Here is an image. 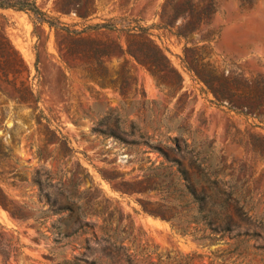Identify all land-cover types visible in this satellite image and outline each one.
Masks as SVG:
<instances>
[{"label":"rangeland","instance_id":"374dc122","mask_svg":"<svg viewBox=\"0 0 264 264\" xmlns=\"http://www.w3.org/2000/svg\"><path fill=\"white\" fill-rule=\"evenodd\" d=\"M24 1L70 33L0 10V37L37 100L25 107L21 87L0 85V190L12 208L0 207V264H264V160L249 147L264 137V103L257 120L233 109L250 107L241 93L264 95V0ZM108 23L117 31L88 30ZM135 27L180 82L163 70L161 85L122 56L137 49ZM117 128L124 143L103 133ZM160 151L191 175L198 166L207 191L214 173L219 188L236 184L247 236H210L172 207L180 184Z\"/></svg>","mask_w":264,"mask_h":264},{"label":"trees","instance_id":"16d2710c","mask_svg":"<svg viewBox=\"0 0 264 264\" xmlns=\"http://www.w3.org/2000/svg\"><path fill=\"white\" fill-rule=\"evenodd\" d=\"M10 9L30 14L38 24H47L50 28L64 31L68 34L70 33L67 28L60 29L57 25L45 21V15L42 14L32 2L24 0H0V10ZM88 30L115 32L117 31V28L116 25L108 23L100 26L96 25L88 27ZM146 31V29H141L140 27H135L134 29L127 31L128 43H135L137 49L136 51H132L128 47L124 53H121L122 56H129L137 65L146 69L153 77H156L161 85L165 84L163 70L168 74L175 76L180 82V76L170 67L164 51L150 39V36L146 34ZM178 37H185V35L178 32ZM23 76L28 77V71L21 57L4 37H0V85H10L13 89L21 87L23 92V97L20 100L21 104L25 107L32 108V106L37 103V100L34 99L29 87L24 83ZM206 88L212 93L216 102L221 103L224 100L223 97L217 96L209 86H206ZM240 95L249 102L250 107H233V109L237 111L236 113L246 118H252L254 120L260 119L261 115H259V113L255 115V112H257L258 109L261 108V104L264 103V95L248 96L244 93H241ZM251 106L254 108L252 109ZM245 110H247L246 113L244 112ZM106 120H109V117H107ZM92 132L96 133L97 131L96 129H92ZM103 133L122 143L125 142V136H127V132L119 128L116 130L107 129V131H104ZM251 137L253 139V143L249 144L251 151L257 160H264V137L256 135H251ZM178 141V138L173 139V147L169 149L170 152H181ZM188 147L187 144H184V152L187 151ZM160 152L167 167L174 169L173 175L176 177L174 182L180 184V197L169 199V204L172 207L175 209H186L185 213L188 215L189 221L195 225L200 224L205 231L209 232L210 236L214 235L223 238L225 236H230L233 232H237L235 238L247 236L246 229L254 222V220H252V217L250 216L251 210H246L243 205L240 206L242 198L237 190L236 184H232V181L230 180L225 182L228 185V191H226L224 187L219 188L220 185H223V180L220 175L214 173V179L208 180L209 191H207L203 189L201 180H198L197 178V175L201 174V169L198 166H195V162L190 164V166H195L198 172L196 176L189 174L183 169L180 160L171 159L166 153H163L162 151ZM193 152L194 150L191 149L186 153L191 155ZM0 207L4 211L11 213L12 208L6 201L1 190ZM230 208L233 209L232 212L237 218L239 224H242L245 227L243 233L239 231L241 230V227L233 222L229 210Z\"/></svg>","mask_w":264,"mask_h":264}]
</instances>
